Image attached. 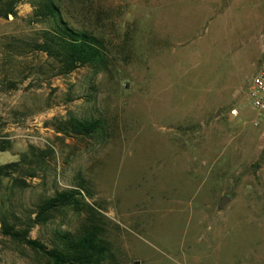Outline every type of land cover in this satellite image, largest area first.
I'll list each match as a JSON object with an SVG mask.
<instances>
[{
    "label": "rangeland",
    "instance_id": "374dc122",
    "mask_svg": "<svg viewBox=\"0 0 264 264\" xmlns=\"http://www.w3.org/2000/svg\"><path fill=\"white\" fill-rule=\"evenodd\" d=\"M30 1L0 16V166L15 165L0 175L5 224L18 230L76 186L80 210L28 238L49 248L93 217L111 264H264V113L246 95L264 0H53L106 59L65 75L33 50ZM71 119L102 133L74 135ZM0 264L46 261L0 234Z\"/></svg>",
    "mask_w": 264,
    "mask_h": 264
},
{
    "label": "trees",
    "instance_id": "16d2710c",
    "mask_svg": "<svg viewBox=\"0 0 264 264\" xmlns=\"http://www.w3.org/2000/svg\"><path fill=\"white\" fill-rule=\"evenodd\" d=\"M24 0H0V16L14 17V6ZM30 21L42 26L33 50L43 53L57 66L58 74L65 75L79 67H86L93 72H99L105 66L103 46L99 39L86 31H80L67 25L62 19L58 6L53 0L30 1ZM74 135L100 136L101 125L98 120H69L67 123ZM6 150L5 145L0 146V152ZM14 164L0 166V175L8 167L14 170ZM32 176V175H30ZM54 193L40 201L35 207L33 218H27L18 230L5 224L0 214V234L8 236L29 249L39 253L46 264H111L109 259L112 253L109 245L104 241L100 228L95 224L93 217L88 218L75 233L68 231L54 232V239L49 248L37 240L27 237L28 229L38 221L46 222L54 213L62 210L78 211V196L80 191L88 194L76 186ZM77 188V189H76ZM82 200V199H81ZM89 211L95 212L90 206Z\"/></svg>",
    "mask_w": 264,
    "mask_h": 264
},
{
    "label": "built area",
    "instance_id": "2783aa9c",
    "mask_svg": "<svg viewBox=\"0 0 264 264\" xmlns=\"http://www.w3.org/2000/svg\"><path fill=\"white\" fill-rule=\"evenodd\" d=\"M246 95L252 110L264 113V59L251 75Z\"/></svg>",
    "mask_w": 264,
    "mask_h": 264
},
{
    "label": "water",
    "instance_id": "95a60500",
    "mask_svg": "<svg viewBox=\"0 0 264 264\" xmlns=\"http://www.w3.org/2000/svg\"><path fill=\"white\" fill-rule=\"evenodd\" d=\"M227 200L228 199L225 198V196H222L217 204V209H220L224 205V203L227 202Z\"/></svg>",
    "mask_w": 264,
    "mask_h": 264
}]
</instances>
